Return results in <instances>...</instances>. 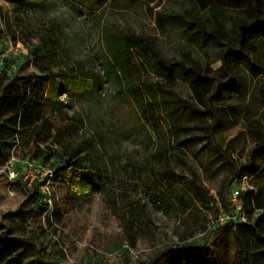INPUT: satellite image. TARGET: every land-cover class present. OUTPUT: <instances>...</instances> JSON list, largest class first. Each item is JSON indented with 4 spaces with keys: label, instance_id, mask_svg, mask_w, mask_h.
Masks as SVG:
<instances>
[{
    "label": "rangeland",
    "instance_id": "obj_1",
    "mask_svg": "<svg viewBox=\"0 0 264 264\" xmlns=\"http://www.w3.org/2000/svg\"><path fill=\"white\" fill-rule=\"evenodd\" d=\"M198 2V13L188 0H116L96 11L85 8L80 0H41L35 11L25 10L22 36L28 43L52 33L68 53L62 55L63 60L69 65L79 62L89 73L92 81L87 89L59 85L52 93L59 94L67 116L82 118V124L70 120L72 126L61 137L62 147H80V156L92 151L93 165L84 171L60 169L58 146L52 145L53 155L47 157L43 148L37 152L31 143L21 141L17 129L8 158L13 160L17 177L9 180L6 166L0 167V231L25 241L12 264H186L179 250L187 246L217 250L220 247L213 245L215 241L226 247L222 253L228 260L239 264V252L233 253L226 238L231 234L223 228L220 217L238 181L246 188L264 186L263 161L256 158H264V148L254 153L257 145L252 139L264 136V71L255 78L243 67L235 73L236 85L220 87L223 101L212 107L222 108L223 121L236 125L213 134L217 152L206 146L204 127L212 121L207 115L185 116L180 133L173 131L169 137L172 169L195 180L214 198L209 208L192 201L186 217L161 201L170 185L164 188L155 179L154 184L145 182L157 139L140 122L130 98L109 82L101 67L105 50L100 32L108 21L113 27L149 36L169 60L196 61L202 76H207L208 69L220 66L224 45L211 44L202 51L186 40L177 20L161 19L158 26L156 18L172 12L182 14L185 20L195 14L205 20L204 7L209 2L220 5L227 15L246 17L241 10L249 0ZM0 7L10 15L14 5L0 0ZM230 34L236 49V35ZM28 43H13L8 37L0 40V69L5 67L11 77L39 74L32 57L27 58ZM51 60L62 62L58 57L44 59L53 64ZM72 72L68 67L71 77ZM191 80L179 77L174 89L193 105ZM50 110L45 104L46 116ZM26 162L33 164L31 185L23 179ZM175 189L179 191L177 186ZM128 207L138 208L140 214L127 225ZM166 251H170L165 254H169L167 261L162 259Z\"/></svg>",
    "mask_w": 264,
    "mask_h": 264
},
{
    "label": "trees",
    "instance_id": "obj_2",
    "mask_svg": "<svg viewBox=\"0 0 264 264\" xmlns=\"http://www.w3.org/2000/svg\"><path fill=\"white\" fill-rule=\"evenodd\" d=\"M7 1L13 4L14 8L9 15L0 7V40L8 37L13 43L20 40L27 44L28 41L22 36L24 13L27 8L35 11V8L40 7L41 0ZM188 1L193 3L195 12L198 13V0ZM80 2L88 10L96 11L116 0ZM204 9L208 15L205 20L197 14L193 15L191 20H185L182 14L171 12L162 18L159 14L156 21L158 26H161V19L177 20L182 31L186 33V40L198 45L202 51H206L211 44L224 45L225 48L219 55L220 66L214 70L208 69L207 76H202V68L196 61H173L165 58L149 36L138 34L130 28L113 27L106 21L102 24L100 32L105 50L101 64L104 75L118 91L130 98L140 122L150 130L151 137L157 139V145L149 159L151 167L145 182L150 185L156 181L164 188L170 185L171 188L167 189L160 199L186 217L190 216L189 207L192 201H200L204 208H209L214 198L195 180L185 178L172 169L168 158L171 147L169 137L173 136V131L180 133L185 116L207 115L212 121L204 127L207 132L205 137L208 138L206 146L210 151L217 152L218 145L213 134L236 125L228 119L223 121L220 114L222 108L212 107L213 103L223 101L220 87L236 85L238 77L235 73L243 67L255 78L264 71L262 1L249 0L247 7L241 10L245 11L246 17L227 15L225 9L215 2L207 3ZM163 23L168 25L167 21ZM230 31L236 35V49L230 42ZM28 45L27 58L32 57L39 74L11 77L5 67L0 69V167L7 165L19 129L20 140L31 143L32 149L37 152H41L43 148L47 157L53 155L52 145L58 146L60 169L74 167L84 171L88 165H93L92 151L88 150L80 156V147L64 148L61 143L66 129L72 126L70 120L82 124V118L67 116L62 110L59 94H53L52 91L59 85L68 89L81 87L85 90L92 81L89 73L79 62L75 61V64L69 65L63 60L62 55L68 56V53L64 44L52 33L42 34L34 44ZM55 57L62 62L51 60L53 64H49L44 61L46 58ZM52 67H55L56 71ZM68 67L73 71V77L68 75ZM179 77L192 79L190 85L193 105L188 104L187 100L175 91ZM45 104L51 107L48 116L43 111ZM252 139L257 145L254 153L264 148V136L259 135ZM256 158L259 163L263 161L264 165V158ZM176 186L179 191L175 189ZM249 186L252 188L246 189L242 196L247 222H227L223 228L230 232L239 247V264H264V186ZM225 208L228 210L229 204L225 205ZM139 214L138 208L128 207L125 214L127 225L131 224L133 219L137 221ZM23 243V239L9 237L1 230L0 264L15 263ZM167 252L170 251L164 252L163 255Z\"/></svg>",
    "mask_w": 264,
    "mask_h": 264
},
{
    "label": "built area",
    "instance_id": "obj_3",
    "mask_svg": "<svg viewBox=\"0 0 264 264\" xmlns=\"http://www.w3.org/2000/svg\"><path fill=\"white\" fill-rule=\"evenodd\" d=\"M35 166V164H34ZM25 167L26 170L24 171L23 179L26 180L29 185H31L33 181V176L31 175V167H33V164L30 162H26ZM7 168V177L9 180H12L17 177L18 172L14 171V163L13 160H9L6 165ZM252 188L251 186L244 187L243 181L240 180L238 183L232 187V190L230 192L229 196V209L226 210L222 216L220 217V221L222 223L232 222V223H238V222H247V216L243 207V200L242 196L246 189Z\"/></svg>",
    "mask_w": 264,
    "mask_h": 264
},
{
    "label": "crops",
    "instance_id": "obj_4",
    "mask_svg": "<svg viewBox=\"0 0 264 264\" xmlns=\"http://www.w3.org/2000/svg\"><path fill=\"white\" fill-rule=\"evenodd\" d=\"M229 241H231V246L234 248V252L238 251L239 252V247L236 245V243L234 242L232 236H227L226 237ZM220 248H218L217 250H214L211 248V251H205L207 250V246H205L206 248H199V247H191V246H187L186 248L179 250L182 255H183V263L186 264H233L232 260H228L226 253L223 252L222 250L226 249V247L222 246V242L219 243L217 241H215V243L213 242V245H217ZM218 251V253L215 252ZM223 254V255H222ZM169 255V254H168ZM168 255H164V257L162 258L163 260H168L169 256ZM186 261V262H185Z\"/></svg>",
    "mask_w": 264,
    "mask_h": 264
}]
</instances>
